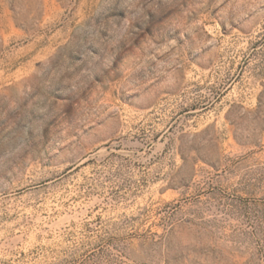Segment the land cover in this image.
Wrapping results in <instances>:
<instances>
[{
    "label": "rangeland",
    "instance_id": "rangeland-1",
    "mask_svg": "<svg viewBox=\"0 0 264 264\" xmlns=\"http://www.w3.org/2000/svg\"><path fill=\"white\" fill-rule=\"evenodd\" d=\"M0 264H264V0H0Z\"/></svg>",
    "mask_w": 264,
    "mask_h": 264
}]
</instances>
